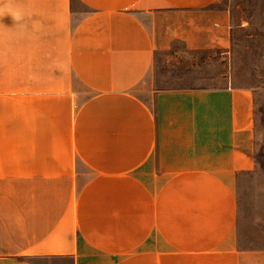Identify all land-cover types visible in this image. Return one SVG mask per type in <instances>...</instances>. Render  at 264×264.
I'll return each instance as SVG.
<instances>
[{
	"label": "crops",
	"instance_id": "0c3cea01",
	"mask_svg": "<svg viewBox=\"0 0 264 264\" xmlns=\"http://www.w3.org/2000/svg\"><path fill=\"white\" fill-rule=\"evenodd\" d=\"M219 1L0 0V264H243L252 92L146 84L227 48Z\"/></svg>",
	"mask_w": 264,
	"mask_h": 264
},
{
	"label": "rangeland",
	"instance_id": "374dc122",
	"mask_svg": "<svg viewBox=\"0 0 264 264\" xmlns=\"http://www.w3.org/2000/svg\"><path fill=\"white\" fill-rule=\"evenodd\" d=\"M214 6L231 11L227 48L192 50L175 41L156 54L146 84L153 90L232 86L252 92L255 165L237 176V244L248 254L243 264H264V0H221Z\"/></svg>",
	"mask_w": 264,
	"mask_h": 264
}]
</instances>
